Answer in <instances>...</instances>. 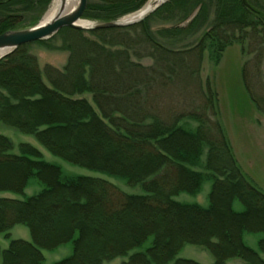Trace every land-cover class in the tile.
Listing matches in <instances>:
<instances>
[{"label":"trees","instance_id":"1","mask_svg":"<svg viewBox=\"0 0 264 264\" xmlns=\"http://www.w3.org/2000/svg\"><path fill=\"white\" fill-rule=\"evenodd\" d=\"M145 1L87 0L82 17L113 21ZM49 2L0 0V33L27 14L35 20ZM246 2L169 0L128 26L61 28L44 42L65 38L62 69L39 68L29 44L0 60V124L32 135L63 163L139 187L125 193L102 177L69 173L30 144L15 153L0 135V193L18 196L0 197V233L23 226L30 236L0 247L1 264H44L42 252L60 247L68 253L52 264H202L178 256L185 245L207 249L210 264H264V190L237 163L216 93L200 91L202 105L172 116L149 93L155 80L166 85L182 71L186 54L217 61L248 31L264 46V0ZM156 18L175 24L152 30ZM136 29L140 35L130 36ZM135 42L147 46L152 64L134 60ZM244 87L261 110L264 98ZM84 93L93 105L77 97ZM206 183V205L176 199Z\"/></svg>","mask_w":264,"mask_h":264},{"label":"rangeland","instance_id":"2","mask_svg":"<svg viewBox=\"0 0 264 264\" xmlns=\"http://www.w3.org/2000/svg\"><path fill=\"white\" fill-rule=\"evenodd\" d=\"M148 1L146 0L138 9L123 16L136 12ZM51 4L52 0L45 6L44 11L37 15L35 20H33L35 13L25 15L24 22L22 21L20 27L16 29L37 24ZM82 20L93 22L83 17ZM154 21L150 29H152L151 27L162 28L175 24V21L167 23L157 18ZM85 34L88 35L87 32ZM129 35H140V30L130 31ZM48 39L42 40L43 42L30 43L28 51L36 57L39 68L44 69L46 65H49L62 69L69 55L68 51L62 48L65 38L58 37L51 42H44ZM242 41L243 43L233 42L227 46L217 61L208 58L206 53H204L203 57L199 59L200 62L197 63L195 62L197 58L193 53L190 55L186 54L183 63L185 67L183 64L180 65L183 67L182 71L177 69V74L170 75V78L165 81L166 85H162L163 82L160 79L155 80L154 85L149 89V93L153 99L151 102L157 104L159 111L161 113L166 112L167 116H172L177 111H190L202 105L203 98L200 91L211 90L213 93L215 92L220 122L226 132L237 163L242 172L256 186L264 190V103L261 110H258L250 100L244 87L247 85L248 91L255 98H264V46L254 39L250 31L246 33V37ZM135 44L133 52L138 53L139 56L134 57V60L139 61L143 65L152 64L153 59L148 55L147 46L142 43L137 44L135 42ZM179 50L183 51L187 50V48ZM77 97L85 98L93 105L90 94L84 93ZM0 135L12 141L14 145L13 152L15 153L18 152L20 144H30L37 148L47 161L61 163L69 173L102 177L125 193L139 192V187H128L120 180L63 163L49 154L32 135L21 133L3 124H0ZM209 189L210 184L206 183L198 195L193 197L180 195L176 199L187 202L196 201L206 205ZM33 190V187L27 188L26 193L31 194ZM0 197L12 198L18 196L5 192L0 193ZM7 234L6 238L5 234L0 233L1 249L6 248L11 239H30L28 230L23 226H14ZM246 238L249 243L254 242L252 236H247ZM42 253L45 259L44 264H52L53 261L68 253V247H60L53 252L43 251ZM178 256L192 259L202 264H210L213 261V257L207 249L194 245H185ZM125 260L126 258H116L105 264H120ZM227 264H243V262L238 259H232Z\"/></svg>","mask_w":264,"mask_h":264},{"label":"water","instance_id":"3","mask_svg":"<svg viewBox=\"0 0 264 264\" xmlns=\"http://www.w3.org/2000/svg\"><path fill=\"white\" fill-rule=\"evenodd\" d=\"M166 1L168 0H161L160 3L155 4L151 9L147 10L138 18L136 17L138 12L140 11V9H143V7L148 2H146L144 6H142L136 12L123 16L118 20L99 22L93 21L92 23L88 22V26L83 27L78 25L77 22L79 20H82V15L86 8L87 0H78L77 5L73 9L59 13L56 17L48 22L42 23V21L40 20L37 24L31 27L10 29L0 33V60L11 54L19 46L48 39L64 27L79 30H95L123 27L135 24L151 14L155 9H157ZM241 2L243 5L248 6L246 0H241Z\"/></svg>","mask_w":264,"mask_h":264},{"label":"bare ground","instance_id":"4","mask_svg":"<svg viewBox=\"0 0 264 264\" xmlns=\"http://www.w3.org/2000/svg\"><path fill=\"white\" fill-rule=\"evenodd\" d=\"M78 0H52V4L49 9L44 13L41 21L42 23L48 22L56 17L59 13L73 9L77 5ZM161 0H150L143 9L137 14V18L144 14L147 10L151 9L155 4L160 3ZM78 25L86 27L88 22L85 20H79Z\"/></svg>","mask_w":264,"mask_h":264}]
</instances>
